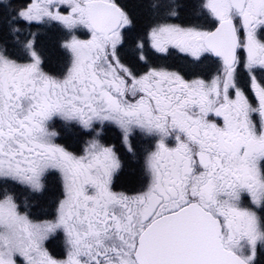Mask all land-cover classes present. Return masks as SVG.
Returning <instances> with one entry per match:
<instances>
[{
  "label": "snow or ice",
  "instance_id": "1",
  "mask_svg": "<svg viewBox=\"0 0 264 264\" xmlns=\"http://www.w3.org/2000/svg\"><path fill=\"white\" fill-rule=\"evenodd\" d=\"M0 264H264V0H0Z\"/></svg>",
  "mask_w": 264,
  "mask_h": 264
}]
</instances>
